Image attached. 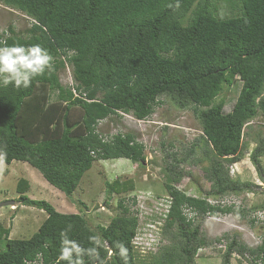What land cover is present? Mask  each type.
<instances>
[{"label":"trees","instance_id":"obj_1","mask_svg":"<svg viewBox=\"0 0 264 264\" xmlns=\"http://www.w3.org/2000/svg\"><path fill=\"white\" fill-rule=\"evenodd\" d=\"M0 3L32 22L25 38L8 27L7 36L0 34V41L8 45L39 44L53 57L54 65L51 73L46 71L33 79L29 88L0 84V146L8 152L6 164L27 163L70 199L94 161H144L143 146L135 143L131 135L117 134L105 142L96 132L97 123L121 112L145 120L160 104L159 97H172L179 107L193 112L201 134L191 142L185 156L163 168L166 175L172 174L165 185L169 199L163 226L176 227L182 239L180 254L174 259L168 249L148 264H195L196 251L207 243L198 235V227L190 229L193 221L187 219L183 209L194 212L195 218L235 213L239 211L209 201L255 192L253 184L231 179L224 163L239 161L247 124L264 118V0ZM176 3L180 5L178 9ZM60 54L72 67L75 93L59 85L56 72L63 66L57 59ZM235 77L241 87L232 109L224 113V102L214 100L224 85H233ZM55 89L60 107L42 118L41 100L45 102L48 91ZM62 112L60 118L57 114ZM59 118L62 129L51 125ZM197 147L203 149V158L208 161L204 175L211 182V189L205 198L187 196L171 185L181 177V173L171 169L180 160L193 156ZM260 157H264V139L258 141L250 155V162L264 183ZM105 185L108 196L134 189L129 180ZM28 191V181L19 179L18 202L44 211L47 217L28 239L10 238V229L0 225V264H58L60 232L68 224L72 225L70 238L84 247L92 246L89 236L100 238L104 264H125L118 254L107 251L104 240L113 248L114 242L123 241L128 249L127 264H145L136 261L132 243L137 219L127 207L119 203L120 215L108 225L92 230L81 215L59 213L46 201L30 199ZM258 209L264 211V202ZM253 219L252 224L256 223ZM260 238V244L253 248L231 240L226 244L222 264H230L234 252L250 264H264V230ZM222 240H228L227 236L223 235ZM85 264L93 262L86 257Z\"/></svg>","mask_w":264,"mask_h":264},{"label":"rangeland","instance_id":"obj_2","mask_svg":"<svg viewBox=\"0 0 264 264\" xmlns=\"http://www.w3.org/2000/svg\"><path fill=\"white\" fill-rule=\"evenodd\" d=\"M219 7L226 10L221 5ZM31 23V20L21 12L0 3V34L3 36H7L8 27H12L18 35L25 38V31L30 28ZM71 54L72 52L68 53ZM57 59L63 64L56 72L59 85H62L64 90L70 89L75 93L70 63L63 54ZM240 87L241 81L235 77L233 85H224L214 100L216 103L224 102V113L232 109ZM159 100L160 104L155 106L153 113L145 120L118 113L97 123L96 132L105 142L110 141L117 134L131 135L135 143L143 146L144 161L136 164L125 158L94 161L70 199L45 181L39 172L27 163L25 166L24 164L7 165L3 176L0 177V204L13 203L0 206V225L10 229L9 237L30 238L47 217L44 211L23 206L18 202L20 195L16 192V185L19 179H25L30 183L27 192L30 199L46 201L62 214L81 215L92 230L98 225H108L112 218L120 215V203L137 219V229L132 243L137 262L142 260L143 263L148 264L168 249L173 252L174 259H177L182 239L179 238L176 227L167 229L164 226H157V223L164 225L165 222L169 199L165 185L172 177L170 173L166 175L163 168L171 163L175 164L176 159L185 156L191 142L201 132L198 121L189 108L179 107L169 96H161ZM41 104L44 109L41 111L42 118H47L48 112L60 107L57 90L48 91L47 100L45 102L41 100ZM57 115L60 117L63 112ZM60 118L51 125L62 129ZM79 125L81 126V123ZM247 125L249 126L244 130L239 161L225 162L224 167L231 179L253 184L255 192H244L241 195H230L222 199L225 205H229L227 207L239 212L195 218V214L188 209L184 210L187 219L193 221L190 229L198 227V235L207 243L196 251L195 264H222L226 244L233 239L248 248H253L259 243L261 226L255 222L252 224L251 220H254L255 213L257 215V212L263 211L258 207L264 202V183L251 164L250 155L258 141L264 139V118H256ZM194 152L193 156H187L182 162L180 160V163L171 169L175 173H181L179 180L172 182L171 185L187 196L205 198L206 193L211 189V182L204 175V167L207 166L208 161L206 157L203 158L201 147H197ZM259 162L264 170V157H260ZM115 180L132 181L134 189L108 196L105 184ZM243 210L247 212H242ZM223 235H226L228 240L221 241ZM230 264H250V262L234 252Z\"/></svg>","mask_w":264,"mask_h":264},{"label":"clouds","instance_id":"obj_3","mask_svg":"<svg viewBox=\"0 0 264 264\" xmlns=\"http://www.w3.org/2000/svg\"><path fill=\"white\" fill-rule=\"evenodd\" d=\"M169 7H171V5H169ZM175 7L178 9L180 7L179 3H176ZM53 70V57L39 44L24 46L14 43L12 45H8L6 41H0V84L4 87L11 84L17 89H20L21 87L25 89L29 88L33 79L44 75L46 71L51 73ZM7 158L8 152L6 148L0 146V177L3 176V173L6 170ZM184 210L185 208L183 209V213ZM166 211L168 210L166 209ZM192 213L195 214L194 212ZM166 215L167 212L165 214V220ZM157 226L163 225H158L157 223ZM260 226L263 231V226ZM71 230L72 225L68 224L67 227L60 232L61 239L58 264L60 261H64L66 264H85L86 257L91 260L93 264H104L100 255V238L95 235L89 236L88 240L92 246L84 247L78 240L70 238L69 232H71ZM260 240L258 244H260ZM114 244L115 247L113 248L107 240L103 241V246L107 248V251L110 254H118L125 264H127V247L123 241H116ZM25 264H27V262H25Z\"/></svg>","mask_w":264,"mask_h":264},{"label":"built area","instance_id":"obj_4","mask_svg":"<svg viewBox=\"0 0 264 264\" xmlns=\"http://www.w3.org/2000/svg\"><path fill=\"white\" fill-rule=\"evenodd\" d=\"M211 204H222L224 205V201H210ZM253 218H255L256 223H258L259 225H262L264 227V212H258L257 215L255 214L253 216Z\"/></svg>","mask_w":264,"mask_h":264},{"label":"crops","instance_id":"obj_5","mask_svg":"<svg viewBox=\"0 0 264 264\" xmlns=\"http://www.w3.org/2000/svg\"><path fill=\"white\" fill-rule=\"evenodd\" d=\"M13 164H15V165H17V164H24V166H25V162H21V163H19V162H17V161H13L11 164H9L8 166H10V165H13ZM32 168V167H31ZM40 174V173H39ZM43 178V177H42ZM28 184H29V186H30V183H29V181H28Z\"/></svg>","mask_w":264,"mask_h":264},{"label":"water","instance_id":"obj_6","mask_svg":"<svg viewBox=\"0 0 264 264\" xmlns=\"http://www.w3.org/2000/svg\"><path fill=\"white\" fill-rule=\"evenodd\" d=\"M13 202H4V203H2V204H0V206H2V205H10V204H12Z\"/></svg>","mask_w":264,"mask_h":264},{"label":"bare ground","instance_id":"obj_7","mask_svg":"<svg viewBox=\"0 0 264 264\" xmlns=\"http://www.w3.org/2000/svg\"><path fill=\"white\" fill-rule=\"evenodd\" d=\"M62 86V85H61ZM122 113V112H121ZM230 203V202H229Z\"/></svg>","mask_w":264,"mask_h":264}]
</instances>
